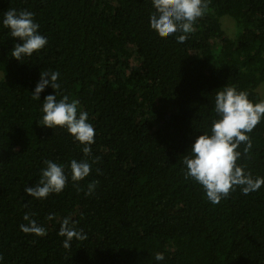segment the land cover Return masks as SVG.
Wrapping results in <instances>:
<instances>
[{
	"label": "trees",
	"instance_id": "trees-1",
	"mask_svg": "<svg viewBox=\"0 0 264 264\" xmlns=\"http://www.w3.org/2000/svg\"><path fill=\"white\" fill-rule=\"evenodd\" d=\"M205 15L178 43L150 28L151 0H0L35 14L48 44L18 61L0 23V258L2 264H264V186L236 188L219 204L184 177L183 155L215 118L214 98L235 86L261 99L264 83V0H206ZM235 20L231 36L223 17ZM16 42H19L18 40ZM58 71L61 98L80 102L96 135L92 153L66 129L40 126L32 99L40 73ZM252 148L239 164L264 177V120L247 133ZM62 163L68 183L38 200L44 161ZM88 159L89 177L70 179V162ZM96 183L92 195L88 184ZM45 229L24 233V215ZM49 215L54 219L49 220ZM70 218L84 239L63 246Z\"/></svg>",
	"mask_w": 264,
	"mask_h": 264
},
{
	"label": "clouds",
	"instance_id": "clouds-1",
	"mask_svg": "<svg viewBox=\"0 0 264 264\" xmlns=\"http://www.w3.org/2000/svg\"><path fill=\"white\" fill-rule=\"evenodd\" d=\"M155 11L150 16V28L161 37L176 36L178 43H183L186 34L193 32L194 24L202 18L208 8L206 0H151ZM4 28L9 29V35L13 38L14 47L11 57L23 61L26 57H32L39 53L48 44L46 36L39 31L40 25L35 21V14L28 10L9 9L0 20ZM19 42H16V41ZM58 71H44L40 73L39 80L32 90V99L41 102V94L49 87L54 94L44 97L40 111L41 119L37 123L48 129L64 128L74 141L82 145L85 157L92 153V145L95 143V129L89 122L87 111L80 110L78 100H70L68 95L61 98L58 90L61 88L58 82ZM216 91L214 98L215 118L212 119L208 130L198 135L191 144L187 154L183 155L184 177L198 183L207 200L213 205L219 204L227 198L232 191L239 188L242 194L249 195L257 192L264 186V177H254L246 166L238 163L242 153L238 151L241 143H245L244 153L252 148V142L247 133L264 120V100L254 102L249 93L238 90L235 86H223ZM88 159L70 162L71 181L78 183L89 177L92 164ZM45 167L41 169L37 184L25 188V193L38 200H43L51 194H60L65 189L69 177L64 171L62 163L47 159ZM96 183L88 184V195H92ZM49 220L54 219L49 215ZM24 220L29 223L21 224L20 229L24 233L44 235L45 229L31 220L28 214ZM59 236L64 237L63 246L69 248L71 241L84 239L82 230L76 231L70 218H65L61 224ZM157 264L165 260L162 252H156L154 256ZM2 264V258H0Z\"/></svg>",
	"mask_w": 264,
	"mask_h": 264
},
{
	"label": "rangeland",
	"instance_id": "rangeland-1",
	"mask_svg": "<svg viewBox=\"0 0 264 264\" xmlns=\"http://www.w3.org/2000/svg\"><path fill=\"white\" fill-rule=\"evenodd\" d=\"M223 21V26L226 29V31L231 35V36H235L236 31H237V27H236V23L235 20L232 19L229 16H225L222 19ZM2 72H0V79L2 77ZM258 91L260 93L261 99L264 100V83H262L259 88Z\"/></svg>",
	"mask_w": 264,
	"mask_h": 264
}]
</instances>
